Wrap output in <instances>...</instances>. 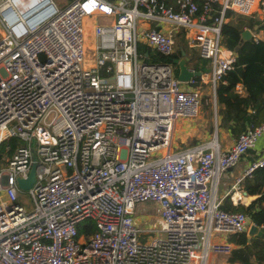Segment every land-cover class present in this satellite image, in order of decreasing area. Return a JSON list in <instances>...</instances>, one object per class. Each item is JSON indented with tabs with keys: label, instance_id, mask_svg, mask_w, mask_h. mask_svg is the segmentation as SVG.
Wrapping results in <instances>:
<instances>
[{
	"label": "built area",
	"instance_id": "obj_1",
	"mask_svg": "<svg viewBox=\"0 0 264 264\" xmlns=\"http://www.w3.org/2000/svg\"><path fill=\"white\" fill-rule=\"evenodd\" d=\"M172 1L0 0V146L19 140L0 156V264H210L249 230V215L224 209L218 191L264 120L228 149L217 138L176 149L174 131L200 116L203 84L216 106L236 62L223 43L227 13L256 17L264 0ZM180 34L208 68L185 82L141 50L171 57ZM34 166L24 191L18 179ZM261 167L264 157L228 192L234 205ZM141 202L156 204L158 229L137 222ZM85 221L94 230L81 231Z\"/></svg>",
	"mask_w": 264,
	"mask_h": 264
},
{
	"label": "trees",
	"instance_id": "obj_2",
	"mask_svg": "<svg viewBox=\"0 0 264 264\" xmlns=\"http://www.w3.org/2000/svg\"><path fill=\"white\" fill-rule=\"evenodd\" d=\"M172 3V0H167ZM237 16V21L230 20L222 26L224 45L236 52L237 58L234 66L224 77L216 89L218 129L229 130L234 135H240L249 125H258L264 120V39H255L240 42L241 33L245 26L257 30H264V16L252 20L248 16L236 15L228 12L226 18ZM177 49L171 57L155 56L157 62H173L182 57L183 37L176 36ZM141 50H151L141 47ZM179 69H176L178 74ZM240 87V88H239ZM7 142L11 143L12 154L19 140L11 138L0 146V156L6 149ZM250 178L244 180L245 189L249 194L257 195L256 199L248 206L239 205L223 208L229 211H241L248 214L252 222L259 226L264 225V167L257 168ZM84 228L94 230L91 221H85L80 230ZM236 247L233 249L228 261L232 264H264V235L249 237L248 233L232 234L229 238Z\"/></svg>",
	"mask_w": 264,
	"mask_h": 264
},
{
	"label": "rangeland",
	"instance_id": "obj_3",
	"mask_svg": "<svg viewBox=\"0 0 264 264\" xmlns=\"http://www.w3.org/2000/svg\"><path fill=\"white\" fill-rule=\"evenodd\" d=\"M61 6L69 4L71 0H61ZM91 31V30H90ZM90 34V33H89ZM204 105L202 107L200 116L197 118H179L177 121L175 131V148L181 149L184 145H194L199 142H209L214 138H217L221 142V130H216V114L217 108L212 98V93L209 87L204 88L203 94ZM175 149V150H176ZM20 201L29 208H32L30 204L31 196L28 193L21 194ZM146 214V217L143 216ZM137 222L139 225L145 228L158 229L159 224L157 222L159 213L157 211L156 204L152 202H141L136 209ZM158 234L151 233L149 235H142L141 242H148L152 238L157 237ZM211 264H221L224 262V256H214L211 258Z\"/></svg>",
	"mask_w": 264,
	"mask_h": 264
},
{
	"label": "crops",
	"instance_id": "obj_4",
	"mask_svg": "<svg viewBox=\"0 0 264 264\" xmlns=\"http://www.w3.org/2000/svg\"><path fill=\"white\" fill-rule=\"evenodd\" d=\"M229 12H232V11H229ZM232 13H235V12H232ZM235 14L241 15V14H237V13H235ZM244 16H246V15H244ZM263 16H264V12L258 14L256 17H252V16H248V17H250L252 20H255L257 18H262ZM237 19H238L237 16L228 17V18H226V22H228L230 20L237 21ZM245 29H250L252 34H253V37L255 39H257V40L258 39H264V30H257V26H255L254 28H252L251 26H245L244 30ZM183 40H184V42H183L184 51L186 53V57L188 58V62H187L188 67L191 70L200 71L202 74H205L208 71L207 60L200 56L197 47L189 45L184 38H183ZM240 42H241V39H240ZM144 47L148 48L146 46H144ZM148 49H150V48H148ZM176 49H177V45H176ZM150 50H151V53L149 52L150 53V60H154L155 59L154 57L156 55L154 54V51L152 49H150ZM205 87H209V86L207 84H203L201 86L203 94H204V88ZM203 105H204V101H203ZM216 108H217V100H216ZM217 125H218V123H217ZM176 126H177V123H176ZM176 126H175V131H176ZM175 131H174V141H175ZM221 133H222V136H221L220 144L222 145V147L224 149L230 148L234 144L238 135L232 134L229 130H221ZM184 146H188V145H184ZM262 157H264V136L258 140L257 145L254 148L250 149L243 156L242 160L240 161V163L237 166L227 170L224 173V175L222 176L221 184H220L219 191H218V197L223 200V205H225L227 207L236 206L233 204L230 195H228V192L230 190H233V186L237 183V180L241 176L244 175V173L246 172L248 167L252 163H254L255 161L261 159ZM249 177L253 178L252 175ZM245 178H244V180H245ZM244 180L240 185V188L242 190V194L244 196V204H241V205L248 206L256 199L257 195L249 194L247 192V190L245 189V186H244ZM143 216L146 217V214H143ZM252 223H254V222H252V220H251V224ZM262 226H264V225H262ZM247 233H248V231H247ZM224 258H225V260L221 264H232L228 261L227 257H224ZM211 261H212V259H211ZM210 264H211V262H210ZM235 264H238V263H235Z\"/></svg>",
	"mask_w": 264,
	"mask_h": 264
},
{
	"label": "water",
	"instance_id": "obj_5",
	"mask_svg": "<svg viewBox=\"0 0 264 264\" xmlns=\"http://www.w3.org/2000/svg\"><path fill=\"white\" fill-rule=\"evenodd\" d=\"M241 43L244 41L250 40L253 38V34L250 29H245L241 34ZM188 58L186 57V53L183 50L182 51V57L174 59L173 63L177 65L179 72H178V78L180 81H190L192 77L195 76H201L202 73L200 71H194L191 70L188 67ZM218 129V125L216 124V130ZM36 181V169L35 166L31 169L30 174L28 178H19L18 184L19 187L27 191L30 188H32L33 184ZM264 235V226H259L256 223H252L249 230H248V236L249 237H255V236H263Z\"/></svg>",
	"mask_w": 264,
	"mask_h": 264
}]
</instances>
